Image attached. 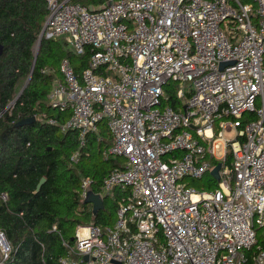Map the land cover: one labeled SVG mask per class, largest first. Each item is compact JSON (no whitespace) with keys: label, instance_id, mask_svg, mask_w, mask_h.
<instances>
[{"label":"built area","instance_id":"1","mask_svg":"<svg viewBox=\"0 0 264 264\" xmlns=\"http://www.w3.org/2000/svg\"><path fill=\"white\" fill-rule=\"evenodd\" d=\"M47 3L39 37L93 49L81 74L61 60L48 100L69 111L61 128L81 145L106 123V154L125 160L100 195L128 189L111 224L77 227L69 253L85 264H264V0ZM212 159L219 186L197 188ZM0 246L7 256L1 231Z\"/></svg>","mask_w":264,"mask_h":264},{"label":"trees","instance_id":"2","mask_svg":"<svg viewBox=\"0 0 264 264\" xmlns=\"http://www.w3.org/2000/svg\"><path fill=\"white\" fill-rule=\"evenodd\" d=\"M72 1L89 9L109 3ZM48 12L47 0H0V231L10 246L7 256L0 246V264H62V257L85 264L69 253L65 242L74 243L79 225L111 224L120 199L128 192L116 186L97 212L81 195L83 177L90 178L89 191L100 194L106 176L113 168L123 167L125 159L106 154L113 143L106 123L98 133L90 132L83 145L78 130H62L69 111L53 108L48 93L54 80L62 77L63 58L81 74L93 49L88 45L78 53L63 37L43 36L36 54ZM171 101L176 103L174 97ZM32 116L34 121L19 124ZM51 118L56 123H50ZM231 160L229 152L225 163L230 165ZM200 180L207 190L219 186L209 172ZM262 233L261 228L259 241ZM248 264L254 263L250 259Z\"/></svg>","mask_w":264,"mask_h":264},{"label":"water","instance_id":"3","mask_svg":"<svg viewBox=\"0 0 264 264\" xmlns=\"http://www.w3.org/2000/svg\"><path fill=\"white\" fill-rule=\"evenodd\" d=\"M113 2V0H109V3ZM40 41H41V38L38 39V42H37V49H36V54L38 53V50H39V46H40ZM0 52H1V47H0ZM29 79L26 81L25 85L28 83ZM25 87V86H24ZM22 91V90H21ZM35 120V116H32L30 118H26V119H23L19 122V124H23V123H27V122H32ZM221 166H222V162H218L215 167L211 170V174L217 179V180H220L221 176H220V173H219V170L221 169ZM45 178H43L41 180V182L38 184V188H40L42 182L44 181ZM106 195H103L101 196L99 193H94V192H91L89 191L88 192V196H87V200L89 202H92L93 203V207H94V210L95 212H97L102 206H103V200H104V197ZM88 260V256L85 255L83 257V261H87Z\"/></svg>","mask_w":264,"mask_h":264},{"label":"rangeland","instance_id":"4","mask_svg":"<svg viewBox=\"0 0 264 264\" xmlns=\"http://www.w3.org/2000/svg\"><path fill=\"white\" fill-rule=\"evenodd\" d=\"M22 85L25 86L24 83H23ZM225 135H226V138H232V137L234 136V132H233V131H232V132H226ZM193 184H194V186H196L197 188H202V185H203L202 180H200V179H196V180H194V181H193Z\"/></svg>","mask_w":264,"mask_h":264},{"label":"bare ground","instance_id":"5","mask_svg":"<svg viewBox=\"0 0 264 264\" xmlns=\"http://www.w3.org/2000/svg\"><path fill=\"white\" fill-rule=\"evenodd\" d=\"M40 38V37H39Z\"/></svg>","mask_w":264,"mask_h":264}]
</instances>
